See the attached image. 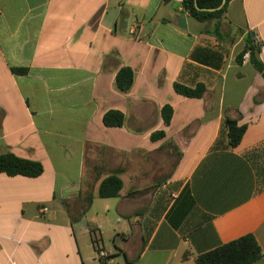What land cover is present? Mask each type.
Wrapping results in <instances>:
<instances>
[{"label":"crops","instance_id":"obj_1","mask_svg":"<svg viewBox=\"0 0 264 264\" xmlns=\"http://www.w3.org/2000/svg\"><path fill=\"white\" fill-rule=\"evenodd\" d=\"M250 38L264 65V0H233L218 33L182 0H0V155L44 167L0 174V264H196L249 235L264 254L248 158L264 152V75L238 61ZM226 118L247 126L236 148ZM117 172L119 197L101 199Z\"/></svg>","mask_w":264,"mask_h":264},{"label":"trees","instance_id":"obj_2","mask_svg":"<svg viewBox=\"0 0 264 264\" xmlns=\"http://www.w3.org/2000/svg\"><path fill=\"white\" fill-rule=\"evenodd\" d=\"M233 0H227L225 6L221 10H217L223 0H182L183 8L196 21L216 22V32L221 28V21L224 18L229 4ZM196 5L201 9H211L215 11H199ZM251 45L246 46L244 51L238 56V61L241 63L243 57L249 52L250 62L254 68L264 75V65L258 57V50L250 38ZM134 82V73L130 68H122L116 76V86L122 92L128 91ZM175 90L187 97L200 98L205 92L203 86H198L195 89L175 84ZM165 125L170 124L172 118V109L166 106L162 110ZM104 125L107 127H122L125 122V116L119 111H109L103 118ZM225 127L229 137V145L232 148L238 147L247 131L246 125H240L237 120L226 118ZM164 133L155 135L154 137L163 136ZM216 148L219 145L215 146ZM44 167L40 162L20 158L13 153H5L0 155V174L8 176H25L35 178L42 175ZM261 184V183H260ZM264 186L263 184H261ZM123 188L122 179L119 173H114L107 177L100 185L99 197L101 199L117 198ZM93 197H90L88 205L91 204ZM264 256L257 240L254 236L249 235L235 240L231 243L221 245L220 247L201 254L196 258V264H254Z\"/></svg>","mask_w":264,"mask_h":264},{"label":"rangeland","instance_id":"obj_3","mask_svg":"<svg viewBox=\"0 0 264 264\" xmlns=\"http://www.w3.org/2000/svg\"><path fill=\"white\" fill-rule=\"evenodd\" d=\"M253 164L258 182L264 185V152L248 156ZM153 227V226H152Z\"/></svg>","mask_w":264,"mask_h":264},{"label":"water","instance_id":"obj_4","mask_svg":"<svg viewBox=\"0 0 264 264\" xmlns=\"http://www.w3.org/2000/svg\"><path fill=\"white\" fill-rule=\"evenodd\" d=\"M227 0H223L221 6L219 8H217V10H221L225 4H226ZM197 9L199 11H215V10H211V9H201L196 5ZM179 27L182 29H186L187 28V24H186V18L185 17H180L179 18Z\"/></svg>","mask_w":264,"mask_h":264},{"label":"built area","instance_id":"obj_5","mask_svg":"<svg viewBox=\"0 0 264 264\" xmlns=\"http://www.w3.org/2000/svg\"><path fill=\"white\" fill-rule=\"evenodd\" d=\"M131 31H132L133 34H136V29H135V27H133ZM99 256H100L101 258H104V257H106V254H105V252H101V251H100V252H99Z\"/></svg>","mask_w":264,"mask_h":264}]
</instances>
